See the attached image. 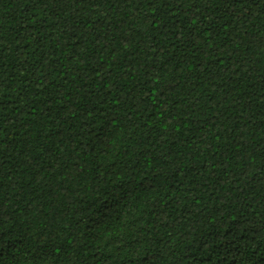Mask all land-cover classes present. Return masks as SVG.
<instances>
[{"label": "trees", "instance_id": "1", "mask_svg": "<svg viewBox=\"0 0 264 264\" xmlns=\"http://www.w3.org/2000/svg\"><path fill=\"white\" fill-rule=\"evenodd\" d=\"M0 264H264V0H0Z\"/></svg>", "mask_w": 264, "mask_h": 264}]
</instances>
